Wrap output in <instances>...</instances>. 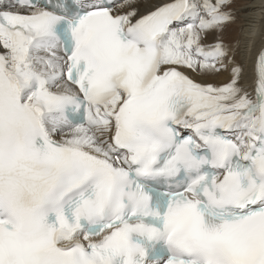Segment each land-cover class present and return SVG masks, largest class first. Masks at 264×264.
<instances>
[{
	"label": "snow or ice",
	"instance_id": "6c2138e0",
	"mask_svg": "<svg viewBox=\"0 0 264 264\" xmlns=\"http://www.w3.org/2000/svg\"><path fill=\"white\" fill-rule=\"evenodd\" d=\"M232 5L0 0V264H264V49L236 58Z\"/></svg>",
	"mask_w": 264,
	"mask_h": 264
},
{
	"label": "bare ground",
	"instance_id": "6f19581e",
	"mask_svg": "<svg viewBox=\"0 0 264 264\" xmlns=\"http://www.w3.org/2000/svg\"><path fill=\"white\" fill-rule=\"evenodd\" d=\"M241 9L243 30L237 40L228 41L239 42L236 58L250 67L255 53L264 47V0H246Z\"/></svg>",
	"mask_w": 264,
	"mask_h": 264
},
{
	"label": "rangeland",
	"instance_id": "374dc122",
	"mask_svg": "<svg viewBox=\"0 0 264 264\" xmlns=\"http://www.w3.org/2000/svg\"><path fill=\"white\" fill-rule=\"evenodd\" d=\"M246 0H233V9L236 11V20L234 23H232L229 27L228 32L226 33V41H230L232 39L237 40L238 37L240 36V33L243 30V25H242V14L243 10L241 9L243 4L245 3ZM241 7V8H240ZM228 41V43H229ZM231 45H234L236 41H231Z\"/></svg>",
	"mask_w": 264,
	"mask_h": 264
}]
</instances>
